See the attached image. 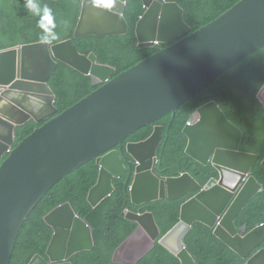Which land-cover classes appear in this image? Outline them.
Instances as JSON below:
<instances>
[{
	"label": "water",
	"instance_id": "water-1",
	"mask_svg": "<svg viewBox=\"0 0 264 264\" xmlns=\"http://www.w3.org/2000/svg\"><path fill=\"white\" fill-rule=\"evenodd\" d=\"M81 1L75 39L128 33L127 0H114L111 8L97 7L92 0ZM143 1L147 10L136 26L139 47L163 49L115 78V68L100 64L95 54L81 55L73 40L52 47L39 42L0 51V162L13 147L18 126L31 119L41 123L51 118L1 163L0 264H11L24 223L58 182L98 159L101 174L88 197L91 205L98 207L114 193V179L127 174L123 143L131 134L175 114L245 58L264 49V0H242L194 33L178 3ZM57 61L92 75L97 83L106 82L58 116L56 96L48 84ZM258 99L264 105V87ZM184 133L189 138L187 154L203 165L212 163L220 176L182 206L180 223L160 243L182 264H196L184 243L185 236L195 223L214 227L223 215L216 234L249 256L254 248L249 237L239 236L235 221L264 192L253 175L260 156L240 151L242 131L215 101L190 118ZM163 140V127L158 126L148 140L127 145V153L137 163L130 188L135 205L160 199L175 201L201 189L189 174L166 178L157 171V151ZM127 218L151 234L153 244L145 256L160 236L155 217L152 213H128ZM45 220L54 230L47 258L37 255L29 264H73L70 260L74 256L94 250V229L71 204L57 207ZM148 220L155 232L147 227ZM263 233L264 228L253 233L261 239L259 245L264 242ZM249 264H264V249Z\"/></svg>",
	"mask_w": 264,
	"mask_h": 264
},
{
	"label": "trees",
	"instance_id": "trees-1",
	"mask_svg": "<svg viewBox=\"0 0 264 264\" xmlns=\"http://www.w3.org/2000/svg\"><path fill=\"white\" fill-rule=\"evenodd\" d=\"M179 3L185 10V19L192 32L209 24L241 0H167ZM43 8L52 10L54 31L58 38L51 44L73 39L84 55L95 53L99 62L117 68V75L157 53L160 48H139L136 25L146 8L142 0H128L125 18L129 32L125 36L97 38L90 36L74 39L82 3L80 0H37ZM39 16L24 7V0H0V50L42 41ZM67 22V23H65ZM57 96L59 114L75 105L100 86L93 84L91 76L60 63L50 80ZM264 87V49L250 55L206 88L199 98H192L178 110L153 125L132 134L126 141L140 142L148 139L157 125L164 126V142L158 150L162 163L158 171L164 177L190 173L205 187L219 174L211 165H202L186 154L188 139L183 130L191 115L200 107L216 100L226 116L243 132L240 151L261 155L254 169V176L264 185V105L258 94ZM41 125L31 121L19 127L15 147ZM100 166L91 161L59 182L37 204L19 234L11 264H29L36 255L46 256L53 230L44 217L57 206L70 201L81 217L95 229L96 246L91 252L74 256L73 264H121L114 261L118 248L137 230L138 224L126 218L127 210L150 211L155 215L162 236L180 221L182 205L195 194L178 201L159 200L134 206L129 201L128 187L133 178L115 180V192L97 208L88 201V194L98 181ZM264 222V192L247 206L238 219L239 228L249 225L253 230ZM198 264H245L246 260L215 236L214 230L196 223L185 239ZM138 264H180V261L158 244Z\"/></svg>",
	"mask_w": 264,
	"mask_h": 264
},
{
	"label": "clouds",
	"instance_id": "clouds-1",
	"mask_svg": "<svg viewBox=\"0 0 264 264\" xmlns=\"http://www.w3.org/2000/svg\"><path fill=\"white\" fill-rule=\"evenodd\" d=\"M81 1V0H80ZM143 1V0H142ZM167 1V0H166ZM242 1V0H241ZM92 2H93V4L95 5V6H97V7H104V8H111L112 6H113V3H114V0H92ZM168 2H170V1H168ZM81 3H82V1H81ZM143 3H144V1H143ZM177 3V2H176ZM239 3V2H238ZM127 4H128V0H127ZM179 4V3H178ZM180 5V4H179ZM144 6H145V4H144ZM181 6V5H180ZM24 7L30 12V13H32L33 15H35V16H39L40 17V20H39V22H38V26L42 29V32H43V35L40 37V39L42 40V41H40V42H46V43H50V42H52V41H54V40H56L57 38H58V35H57V33L54 31V29H55V27H56V25H55V23H54V18H53V15H52V10L47 6V5H44L43 6V8H41V5L37 2V0H24ZM127 7V6H126ZM182 7V6H181ZM234 7V6H233ZM232 7V8H233ZM146 8V7H145ZM183 8V7H182ZM184 9V8H183ZM231 9V8H230ZM229 9V10H230ZM81 10H82V6H81ZM147 10V9H146ZM229 10H227V11H229ZM185 11V10H184ZM226 11V12H227ZM126 12V11H125ZM225 12V13H226ZM145 13H146V11H145ZM144 13V14H145ZM224 13V14H225ZM80 14H81V12H80ZM223 14V15H224ZM222 16V15H221ZM219 18V17H218ZM79 19H80V16H79ZM79 19H78V21H79ZM126 19V18H125ZM140 20V19H139ZM216 20V19H215ZM127 21V20H126ZM185 21H186V19H185ZM139 22V21H138ZM213 22V21H212ZM65 23H67V22H65ZM186 23H187V21H186ZM211 23V22H210ZM77 24H78V22H77ZM188 24V23H187ZM129 25V24H128ZM189 25V24H188ZM208 25V24H207ZM137 26V25H136ZM206 26V25H205ZM76 27H77V25H76ZM190 27H192V26H190ZM204 27V26H203ZM76 29V28H75ZM200 29V28H199ZM198 29V30H199ZM192 30H193V28H192ZM197 31V30H196ZM195 31V32H196ZM74 32H75V30H74ZM129 32V31H128ZM191 33H194V32H191ZM137 35V34H136ZM123 36H125V35H123ZM90 37V36H89ZM94 37H96V36H94ZM115 37H119V36H115ZM87 38V37H86ZM97 38H99V37H97ZM102 38H108V37H102ZM74 39H75V37H74ZM84 39V38H83ZM137 39H138V37H137ZM180 39H182V38H180ZM179 39V40H180ZM68 40H73V39H67V40H64V41H61V42H59V43H56V44H51L50 43V46L52 47V46H55V45H57V44H60V43H63V42H66V41H68ZM77 40H81V39H77ZM179 40H177V41H179ZM73 42H74V40H73ZM36 43H39V42H36ZM31 44H35V43H31ZM74 44H75V42H74ZM172 44H174V42H172V43H169V44H167V47H169V46H171ZM25 45H30V44H25ZM25 45H18V46H16V47H12V48H17V47H22V46H25ZM75 46H76V44H75ZM138 47H139V42H138ZM155 47H159V46H155ZM155 47H139V48H155ZM12 48H8V49H3V50H0V51H5V50H9V49H12ZM76 48H77V46H76ZM160 48V50L157 52V53H159L163 48H161V47H159ZM77 50H78V48H77ZM79 51V50H78ZM258 52V51H257ZM64 53L66 54V55H68V51L67 50H65L64 51ZM79 53L81 54V55H83V56H85V57H89L91 54H95V53H91L90 55H84V54H82L80 51H79ZM157 53H155V54H157ZM154 54V55H155ZM96 55V54H95ZM154 55H152V56H154ZM97 56V55H96ZM152 56H150V57H152ZM150 57H148V58H150ZM249 57V56H248ZM97 58H98V56H97ZM148 58H146V59H148ZM146 59H144V60H146ZM246 59V58H245ZM144 60H142V61H144ZM141 61V62H142ZM58 62V67H59V64L60 63H63V64H65V65H67V66H69V67H71V68H73V69H75L76 71H78V72H80V73H82V74H85V73H83V72H81V71H79L78 69H76V68H74V67H72L71 65H69V64H67V63H65V62H63V61H57ZM98 62H99V59H98ZM242 62V61H241ZM100 63V62H99ZM140 63V62H139ZM138 63V64H139ZM100 64H102V63H100ZM137 64V65H138ZM102 65H108V66H110V67H113V66H111V65H109V64H102ZM136 66V65H135ZM135 66H133V67H135ZM237 66V65H236ZM235 66V67H236ZM58 67H57V69H58ZM132 67V68H133ZM113 68H115V67H113ZM234 68V67H233ZM232 68V69H233ZM56 69V70H57ZM116 70H117V68H115ZM131 69V68H130ZM130 69H128V70H130ZM231 69V70H232ZM128 70H126V71H128ZM118 71V70H117ZM117 71H116V73H115V75L113 76V78H115V77H117V76H119L120 74H122V73H124V72H126V71H123L122 73H120V74H118L117 75ZM56 72V71H55ZM54 72V73H55ZM54 75V74H53ZM52 75V76H53ZM85 75H88V74H85ZM88 76H91L92 77V79H93V84L94 85H96V86H100V87H102L103 85H105L106 84V82H102V83H97L96 82V79L92 76V75H88ZM222 77V76H221ZM52 78V77H51ZM51 78H50V80H51ZM112 78V79H113ZM50 80H49V83H50ZM48 83V84H49ZM214 83V82H213ZM212 83V84H213ZM211 85V84H210ZM209 85V86H210ZM49 86H50V84H49ZM208 86V87H209ZM99 87V88H100ZM207 87V88H208ZM50 88H51V86H50ZM98 88V89H99ZM52 89V88H51ZM206 89V88H205ZM204 89V90H205ZM97 90V89H96ZM95 90V91H96ZM203 90V91H204ZM4 91V90H3ZM52 91H53V89H52ZM203 91H201V93L203 92ZM54 92V91H53ZM55 93V92H54ZM93 93V92H92ZM201 93L199 94V96H198V98L200 97V95H201ZM90 95V94H89ZM88 95V96H89ZM55 96H56V94H55ZM87 97V96H86ZM85 97V98H86ZM193 98H197V97H193ZM84 99V98H83ZM83 99H81V100H83ZM192 99V98H191ZM190 99V100H191ZM56 100H57V96H56ZM80 100V101H81ZM79 101V102H80ZM212 101H215V102H217L216 100H212ZM212 101H210V102H212ZM188 102V101H187ZM210 102H208V103H210ZM261 102V101H260ZM78 103V102H77ZM76 103V104H77ZM186 103V102H185ZM184 103V104H185ZM207 103V104H208ZM218 103V102H217ZM262 103V102H261ZM75 104V105H76ZM183 104V105H184ZM219 104V103H218ZM182 105V106H183ZM206 105V104H205ZM205 105H203V106H205ZM220 105V104H219ZM55 106H56V101H55ZM74 106V105H73ZM73 106H71V107H73ZM202 106V107H203ZM70 107V108H71ZM202 107H200V108H202ZM220 107H221V105H220ZM56 108L58 109V107L56 106ZM70 108H68V109H70ZM181 108V107H180ZM179 108V109H180ZM199 108V109H200ZM68 109H66V110H68ZM178 109V110H179ZM199 109H197L192 115H191V117L199 110ZM65 110V111H66ZM223 110V109H222ZM64 111V112H65ZM58 112H59V109H58ZM178 112V111H177ZM176 112V113H177ZM63 113V112H62ZM61 113V114H62ZM175 113V114H176ZM225 113V112H224ZM61 114H59V113H57V115L56 116H58V115H61ZM170 114H174V113H170ZM170 114H168V115H170ZM168 115H166V116H168ZM226 115V114H225ZM165 116V117H166ZM165 117H163V118H165ZM190 117V118H191ZM162 118V119H163ZM228 118V117H227ZM162 119H160V120H162ZM229 119V118H228ZM51 120V118L50 119H47V120H45V121H43V122H41V123H38V122H36L34 119H31L30 121H28L27 123H29V122H31V121H33V122H35L36 124H38V125H41L40 127H42L43 125H45L48 121H50ZM160 120H158V121H160ZM230 120V119H229ZM158 121H156V122H158ZM189 121H190V119H189ZM188 121V122H189ZM231 121V120H230ZM155 122V123H156ZM232 122V121H231ZM26 123V124H27ZM155 123H152V124H150V125H153V124H155ZM233 123V122H232ZM25 124V125H26ZM188 124V123H187ZM234 124V123H233ZM150 125H148V126H150ZM235 125V124H234ZM24 126V125H23ZM148 126H146V127H148ZM163 127V132H164V126H161V125H157V126H155L154 127V130H153V133H154V131H155V128L156 127ZM187 126V125H186ZM185 126V127H186ZM19 127H22V126H18L17 128H16V131H15V137H16V132H17V129L19 128ZM40 127H38V128H40ZM238 127V126H237ZM38 128H36V129H38ZM145 128V127H144ZM239 128V127H238ZM35 129V130H36ZM143 129V128H142ZM185 129V128H184ZM240 129V128H239ZM34 130V131H35ZM141 130V129H140ZM241 130V129H240ZM34 131H33V133H34ZM139 131V130H138ZM242 131V130H241ZM32 133V134H33ZM136 133V132H135ZM153 133H152V135H153ZM183 133H184V130H183ZM134 134V133H133ZM31 135V134H30ZM29 135V136H30ZM132 135V134H131ZM130 135V136H131ZM151 135V136H152ZM184 135L187 137V139H188V143H189V138H188V136L184 133ZM29 136H27V137H29ZM129 136V137H130ZM150 136V137H151ZM26 137V138H27ZM128 137V138H129ZM149 137V138H150ZM163 137H164V133H163ZM127 138V139H128ZM148 138V139H149ZM165 138V137H164ZM242 138H243V132H242ZM25 139V138H24ZM24 139H22V140H24ZM126 139V140H127ZM148 139H146V140H148ZM16 140H17V137H16ZM16 140H15V143H14V145H13V147H11V149L5 154V156H4V158H3V160L2 161H4L6 158H7V156L10 154V152L15 148V144H16ZM21 140V141H22ZM125 140V141H126ZM146 140H144V141H146ZM125 141H124V143H123V146H124V153H125V156H124V158H125V161H124V163H125V165H126V167H127V174L124 176V177H126V176H128V180H130L131 178H133V180H132V184H133V182H134V177H135V174H136V167H137V163L134 161V159L127 153V145L129 144V143H140V142H143V141H140V142H128V143H126L125 144ZM163 142H164V140H163ZM163 142L161 143V145L163 144ZM241 142H242V140H241ZM160 145V146H161ZM160 146H159V148H160ZM241 146V145H240ZM187 147H188V145H187ZM116 149L117 150H119V147H116ZM159 150V149H158ZM186 150H187V148H186ZM244 153V152H243ZM186 154H187V152H186ZM248 154H254V153H248ZM188 155V154H187ZM254 155H259V154H254ZM157 156H158V160H159V164H158V167L160 166V162L162 163V161L160 160V158H159V155H158V151H157ZM189 156V155H188ZM260 156V159H261V155H259ZM191 157V156H190ZM192 158V157H191ZM195 160V159H194ZM2 161L0 162V166H1V163H2ZM91 161H96V163L100 166V164L98 163V159H94V160H91ZM91 161H89V162H91ZM197 161V160H196ZM260 161V160H259ZM88 162V163H89ZM131 165V166H129L128 165V163ZM198 162V161H197ZM264 162V161H263ZM88 163H86V164H88ZM200 163V162H199ZM86 164H84V165H86ZM201 164V163H200ZM213 167H214V165L212 164V163H210ZM258 164V163H257ZM83 165V166H84ZM203 165V164H202ZM209 165V164H208ZM205 166H207V165H205ZM82 167V166H81ZM80 167V168H81ZM130 167H131V172H130ZM256 167V166H255ZM80 168H78V169H80ZM215 168V167H214ZM78 169H76V170H78ZM216 169V168H215ZM255 169V168H254ZM254 169H253V175H254ZM75 170V171H76ZM157 171H158V168H157ZM217 171V170H216ZM74 172V171H73ZM73 172H71V173H73ZM159 172V171H158ZM218 172V171H217ZM70 173V174H71ZM160 173V172H159ZM69 174V175H70ZM100 174H101V166H100V173H99V177H100ZM161 174V173H160ZM184 174H189V175H191L190 173H184ZM184 174H182V175H184ZM219 174V173H218ZM68 175V176H69ZM182 175H180V176H182ZM67 176V177H68ZM162 176V175H161ZM192 176V175H191ZM220 176V175H219ZM66 177V178H67ZM124 177H122V178H124ZM164 177V176H163ZM173 177H179V176H173ZM193 177V176H192ZM66 178H64V179H66ZM122 178H120V179H122ZM166 178H169V177H166ZM194 178V177H193ZM64 179H62V180H64ZM99 179V178H98ZM195 179V178H194ZM214 179H216V180H218L219 179V177L218 178H214ZM61 180V181H62ZM115 180H119V179H114V181ZM196 180V179H195ZM211 180H213V179H211ZM210 180V181H211ZM258 180V179H257ZM60 181V182H61ZM114 181H113V185H114ZM197 181V180H196ZM210 181L208 182V184L210 183ZM259 181V180H258ZM98 182V181H97ZM198 182V181H197ZM260 182V181H259ZM59 183V182H58ZM57 183V184H58ZM199 183V182H198ZM261 183V182H260ZM56 184V185H57ZM97 184V183H96ZM132 184L128 187V193H129V201L132 203V201H131V196H130V188H131V186H132ZM200 184V183H199ZM207 184V185H208ZM262 184V183H261ZM55 185V186H56ZM206 185V186H207ZM263 185V184H262ZM54 186V187H55ZM201 186V185H200ZM205 186V187H206ZM264 186V185H263ZM53 187V188H54ZM114 187H115V185H114ZM205 187H203V188H205ZM52 188V189H53ZM93 188V187H92ZM91 188V189H92ZM202 187H201V189L200 190H198V191H196V192H194V193H192V194H198L202 189H203ZM51 189V190H52ZM115 189H116V187H115ZM50 190V191H51ZM49 191V192H50ZM91 191V190H90ZM48 192V193H49ZM115 192V191H114ZM47 193V194H48ZM90 193V192H89ZM239 193V191L235 194V196H237V194ZM192 194H190V195H192ZM260 194V193H259ZM258 194V195H259ZM113 195V194H112ZM194 195V196H195ZM257 195V196H258ZM46 196V195H45ZM44 196V197H45ZM189 196V195H188ZM193 196V197H194ZM256 196V197H257ZM43 197V198H44ZM88 197H89V194H88ZM187 197V196H186ZM192 197V198H193ZM255 197V198H256ZM42 198V199H43ZM185 198V197H184ZM192 198H190V199H192ZM235 198V197H234ZM41 199V200H42ZM108 199V198H107ZM106 199V200H107ZM183 199V198H182ZM189 199V200H190ZM40 200V201H41ZM160 200H162V199H160ZM179 200H181V199H179ZM188 200V201H189ZM39 201V202H40ZM89 201V200H88ZM105 201V200H104ZM103 201V202H104ZM157 201H159V200H157ZM165 201H170V200H165ZM175 201H178V200H175ZM188 201H186V202H188ZM38 202V203H39ZM102 202V203H103ZM153 202H156V201H153ZM170 202H173V201H170ZM185 202V203H186ZM252 202V201H251ZM250 202V203H251ZM90 203V202H89ZM101 203V204H102ZM149 203H152V202H149ZM184 203V204H185ZM249 203V204H250ZM65 204H71L72 205V203L70 202V201H68V202H65V203H63V204H61V205H59V206H63V205H65ZM91 204V203H90ZM100 204V205H101ZM133 204V203H132ZM145 204H148V203H145ZM183 204V205H184ZM248 204V205H249ZM99 205V206H100ZM134 206H141V205H135V204H133ZM142 205H144V204H142ZM182 205V206H183ZM247 205V206H248ZM37 206V205H36ZM35 206V207H36ZM59 206H57V207H59ZM247 206H246V208H247ZM34 207V208H35ZM56 207V208H57ZM72 207H73V205H72ZM93 207V206H92ZM56 208H54V209H56ZM94 208V207H93ZM95 208H97V207H95ZM245 208V209H246ZM53 209V210H54ZM73 209L75 210V208L73 207ZM245 209L241 212V214L245 211ZM34 210V209H33ZM32 210V211H33ZM52 210V211H53ZM181 210H182V207H181ZM52 211H50L48 214H50ZM75 212H76V214H78L80 217H81V215L79 214V213H77V211L75 210ZM128 213H136V214H139L140 216H142L143 214H145V213H152V212H150V211H146V212H135V211H130V210H127V212H126V218H127V215H128ZM226 213V212H225ZM224 213V214H225ZM47 214V215H48ZM153 214V213H152ZM241 214H240V216H241ZM47 215L44 217V221L46 222V220H45V218L47 217ZM154 215V214H153ZM223 216V215H222ZM219 217V219H218V221H217V223H216V225L214 226V227H210V226H208V227H210V228H212L213 230H214V234H215V236L216 237H218L222 242H224L225 244H227L231 249H233L235 252H237L238 254H240L241 255V257L243 258V259H245L246 260V262H245V264H249V262L256 256V255H258L261 251H263V249H264V242H262L260 245H259V242H260V238H258V239H256L254 236H253V233L255 232V231H257L258 229H260V228H264V222L263 223H261V224H259V225H257V227H255L253 230H250V228H249V225H245L244 227H242V228H239V226H238V219H239V217L237 218V220L235 221V223H236V226H237V228H238V230H239V236L241 237V238H243V239H246V238H248L249 237V240H250V242H251V246L254 248V250L251 252V254L249 255V256H247V257H245V256H243L240 252H238L235 248H233L227 241H224L222 238H220L217 234H216V231H217V229L219 228L218 226H220L221 225V221H222V219H223V217ZM154 217H155V215H154ZM82 219H84V220H86L88 223H89V221L87 220V219H85V218H83V217H81ZM128 219V218H127ZM180 219H181V213H180ZM128 220H131V219H128ZM155 220H156V218H155ZM131 221H134V222H136L137 224H138V228H137V230L130 236V237H132L134 234H135V236L132 238V239H130V237L118 248V250L116 251V253H115V255H114V261L115 262H117V263H121V264H133V263H135V264H138L142 259H144L150 252H152L155 248H156V246L158 245V244H160V245H162L161 243H160V241H161V239L163 238V237H165L172 229H174L179 223H180V221H179V223L177 224V225H175L169 232H167L164 236H162V233H161V229H160V227H159V229H160V236H159V238L155 241V248L154 249H152L150 252H148L145 256H144V254L150 249V247L152 246V244H153V239H152V237H151V234L149 233V232H147L146 230H139V223L137 222V221H135V220H131ZM47 223V222H46ZM151 223V222H150ZM156 223H157V221H156ZM197 223H199V222H197ZM90 224V223H89ZM158 224V223H157ZM196 224V223H195ZM194 224V225H195ZM201 224H203V223H201ZM48 225V224H47ZM193 225V226H194ZM205 225V224H204ZM48 226H50V225H48ZM90 226L91 227H93L91 224H90ZM159 226V225H158ZM193 226H192V229H193ZM207 226V225H206ZM51 227V226H50ZM148 227V226H147ZM52 228V227H51ZM149 229H151L152 230V232H155V229H154V227H153V225L151 224V227H148ZM93 229H94V227H93ZM192 229H191V231H192ZM52 230H53V228H52ZM190 231V232H191ZM189 232V233H190ZM188 233V234H189ZM228 233H230V232H228ZM187 234V235H188ZM231 234V233H230ZM264 234V233H263ZM53 235H54V230H53ZM187 235L185 236V238H184V243H185V245H186V247H187V249H188V251L190 252V250H189V247H188V245H187V243H186V241H185V239H186V237H187ZM94 236H95V229H94ZM233 236V235H232ZM233 237H235V236H233ZM52 238H53V236H52ZM95 240H96V238H95ZM51 241H52V239H51ZM51 241H50V243H51ZM50 243H49V245H50ZM139 245H142L143 246V248H142V250L137 254V255H135V249L139 246ZM163 246V245H162ZM49 247V246H48ZM163 247H165V246H163ZM166 248V247H165ZM48 249V248H47ZM167 249V248H166ZM168 250V249H167ZM169 251V250H168ZM91 252V251H90ZM170 252V254H172L173 256H175L179 261H180V264H182V262H181V260L179 259V257L178 256H176L175 254H173L171 251H169ZM46 253H47V251H46ZM84 253V252H83ZM81 254V253H80ZM190 254H191V252H190ZM39 255V254H38ZM79 255V254H78ZM192 255V254H191ZM37 256V255H36ZM42 256V255H41ZM142 256H144L142 259H140ZM43 257H46L47 258V255L46 256H43ZM192 257L194 258V256L192 255ZM195 259V258H194ZM139 260V261H138ZM32 261V260H31ZM30 261V262H31ZM71 261V260H70ZM138 261V262H137ZM195 261H196V259H195ZM72 262V261H71ZM196 264H198L197 263V261H196Z\"/></svg>",
	"mask_w": 264,
	"mask_h": 264
},
{
	"label": "flooded vegetation",
	"instance_id": "flooded-vegetation-1",
	"mask_svg": "<svg viewBox=\"0 0 264 264\" xmlns=\"http://www.w3.org/2000/svg\"><path fill=\"white\" fill-rule=\"evenodd\" d=\"M143 246L139 245L136 249H135V255H137L141 250H142Z\"/></svg>",
	"mask_w": 264,
	"mask_h": 264
},
{
	"label": "bare ground",
	"instance_id": "bare-ground-1",
	"mask_svg": "<svg viewBox=\"0 0 264 264\" xmlns=\"http://www.w3.org/2000/svg\"><path fill=\"white\" fill-rule=\"evenodd\" d=\"M146 224H147V226L148 227H151V223H150V221L148 220V221H146Z\"/></svg>",
	"mask_w": 264,
	"mask_h": 264
}]
</instances>
